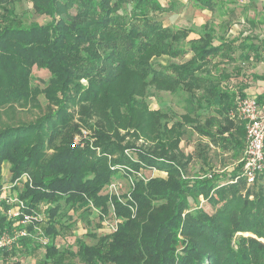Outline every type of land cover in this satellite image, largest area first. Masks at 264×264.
Segmentation results:
<instances>
[{
  "label": "trees",
  "instance_id": "1",
  "mask_svg": "<svg viewBox=\"0 0 264 264\" xmlns=\"http://www.w3.org/2000/svg\"><path fill=\"white\" fill-rule=\"evenodd\" d=\"M29 1L37 14L50 20L26 26L14 12V0H0V111L35 103L38 92L57 109L31 123L0 128V169L9 164V180L27 172L31 184L25 183L18 196L28 208L46 204L49 217L44 227L48 242L33 245L20 238L21 245L31 254L42 249L44 264L60 263L69 250L61 251L59 244L70 242L74 226L83 220L91 235L98 237L92 245L78 243L75 253L81 264H264V172L248 184L238 161L227 172L185 177L178 149L180 124L158 131L154 146H129L135 159H129L122 146L103 132L95 136L102 145L100 157L92 158L95 152L87 146L70 144L77 128L68 125L72 118L68 107L104 99L131 74L142 79L144 88L180 91L197 107H212L225 124L241 122L226 137L222 135L229 130L216 125L213 117L209 126L216 125L218 138L199 129L238 158L245 144L244 124L230 116L232 96L210 78V59L223 50L212 45L213 30L202 26L199 38L178 47L188 31L163 26L158 16L174 7L162 6L158 0ZM192 2L209 9L214 5L212 0ZM246 46L241 62L248 61L251 53L258 60V47ZM160 56L183 60L153 67L149 59ZM33 67L50 74L42 90L32 86ZM252 77L264 80V76ZM139 93L131 89L125 94L127 110L135 107L134 96ZM256 101L264 105V95ZM110 144L119 151L111 161ZM152 168L167 177L148 180L138 174ZM114 182L120 184L116 192L109 189ZM200 196L219 205L218 210L209 214L196 205ZM157 201L162 204L155 206ZM103 222L114 224V229L99 233ZM9 226L0 216V228ZM0 252L4 260L15 254Z\"/></svg>",
  "mask_w": 264,
  "mask_h": 264
},
{
  "label": "rangeland",
  "instance_id": "2",
  "mask_svg": "<svg viewBox=\"0 0 264 264\" xmlns=\"http://www.w3.org/2000/svg\"><path fill=\"white\" fill-rule=\"evenodd\" d=\"M192 5V2L187 1ZM14 12L20 17L21 22L24 25L37 22L43 24L50 19L46 16L37 14L29 0H14L13 2ZM208 10V9H207ZM195 9L187 10L182 8L179 10L180 21L173 26H164L169 28V31H175L178 29L187 30L188 35L185 39H180L176 46L187 47V41L189 39H195L196 34H199L200 26L195 25L192 22L194 18L199 17V13L196 14ZM206 14L205 12H201ZM208 27V24L206 25ZM189 55L185 56L188 57ZM183 59L171 58L168 56L151 57L149 62L153 67L164 66L169 62H180ZM257 66V65H256ZM258 74H264V65L256 68ZM32 75L36 80H32V86L36 90H42L50 74L47 70L32 68ZM83 84L86 82L81 80ZM142 79L137 75H126L119 85L108 94L104 99L100 98L93 104L90 101H81L74 106L68 107L69 112L72 113V118L68 125L77 128L71 139L72 145L80 148L87 146L95 152L92 158L102 156V145L100 141L95 139V136L99 132H103L109 136L110 141L118 142L123 148V152L129 159H135V154L128 148L131 145L148 148L156 144L157 132L164 128H170L173 124L181 125V140L178 143V149L181 152V172L185 177L198 178L204 175H209L212 171L215 173L227 172L233 168L236 163L242 158L243 150L238 158H234L233 152H226L215 144L209 136L202 134L199 129L211 132L217 136L216 125L222 124L228 130L233 126L232 122L228 124L224 123L223 118L213 108L207 109V107L199 108L197 103L189 102L187 96L183 92L171 93L165 90L156 89L154 86L148 85L147 88L142 87ZM38 86V87H36ZM38 88V89H37ZM131 89L135 92L139 91L138 95L134 96L135 107L129 108V101H127V94ZM109 99L106 101V99ZM26 105H20L15 107L11 111H0V128H3L5 124H18L24 122L25 124L31 123L38 118L44 116L48 111L56 110L57 107L49 105L42 92H38L34 96L32 102ZM194 108L190 111L189 108ZM215 118L216 125H210L211 119ZM212 118V119H213ZM219 120H218V119ZM206 120V121H205ZM220 121V122H218ZM158 122V123H157ZM207 122V124H205ZM157 123V124H156ZM213 123V124H215ZM64 131V130H63ZM58 141V140H57ZM57 141L55 143H57ZM111 145V144H110ZM52 151H47L50 154ZM109 155L108 159L111 161L113 158L119 155V151L114 148L113 145L107 151ZM107 154V155H108ZM108 161V163H109ZM8 163H3L0 169V178L8 179ZM138 171L139 175L144 179L152 178H166L167 173L163 171L152 169H141ZM138 175V176H139ZM136 176V175H135ZM124 187V183H123ZM155 206H160L162 201L154 203ZM209 214L216 212L219 205H212L210 202L203 201L202 196L198 198L197 204ZM194 208V205H193ZM74 213V212H73ZM94 216H96L94 214ZM82 222H85L82 220ZM81 221L77 222V225L73 228V239L70 242L59 244L58 248L62 250H69L68 253L64 251V261L52 262V260L46 262V264H81L79 256L75 253L78 243L82 242L87 245H92L97 240L98 235H91L90 228L86 223V226ZM97 220H93L94 226L97 225ZM98 226V225H97ZM102 231V232H101ZM99 230V233L109 232V229L104 228ZM100 235V234H99ZM247 235V234H245ZM67 245V246H66ZM22 251L18 250V256L11 259L4 260L0 256V264H44V251L42 249L32 252L27 251L25 255L20 257ZM16 262V263H17Z\"/></svg>",
  "mask_w": 264,
  "mask_h": 264
},
{
  "label": "crops",
  "instance_id": "3",
  "mask_svg": "<svg viewBox=\"0 0 264 264\" xmlns=\"http://www.w3.org/2000/svg\"><path fill=\"white\" fill-rule=\"evenodd\" d=\"M187 1L192 2V0H158L162 6L170 4L174 7L173 11L159 15L158 20L163 26L171 27L180 21V9H195L197 11L195 15L200 12L199 17L194 18L192 22L200 27L208 24L213 30L212 45L223 46V50L210 59V78L213 82L222 92H228L232 96L233 103L235 98L241 95L240 92L244 96L255 98L264 95V80L252 77V75L264 76L256 72L258 66L264 65V0H212L214 5L210 9L194 5L193 2L191 5ZM200 35H202L201 31L196 34L195 39ZM232 41L236 42L230 45ZM239 41H242V44ZM250 43L258 47V60L253 59L255 54L251 53L248 61L241 62V55L247 52L246 45ZM228 48H231L230 52H227ZM231 122L234 125L223 133V137L229 132H235L241 123L234 120ZM219 125L223 126L222 122ZM225 151L233 152L232 149Z\"/></svg>",
  "mask_w": 264,
  "mask_h": 264
},
{
  "label": "built area",
  "instance_id": "4",
  "mask_svg": "<svg viewBox=\"0 0 264 264\" xmlns=\"http://www.w3.org/2000/svg\"><path fill=\"white\" fill-rule=\"evenodd\" d=\"M230 116L241 120L245 130V144L241 162L243 163L242 175L246 183L252 184L256 176L264 172V105L258 104L255 97L240 96L235 98L234 110ZM31 184L27 172L13 180H2L0 185V216L10 223L9 228H0V251H14L11 258L18 256V250L22 251L20 257L29 252L21 245L19 239H29L34 244H46L48 238L44 234V227L48 223L46 204H38L35 208H28L27 203L18 196V190L25 184ZM120 188L119 183H111L109 189L116 192ZM109 229H114V224L103 222ZM1 256V252H0ZM2 258V257H1Z\"/></svg>",
  "mask_w": 264,
  "mask_h": 264
}]
</instances>
